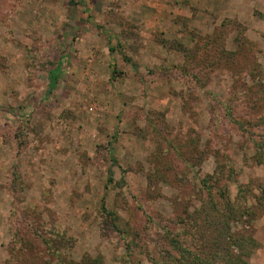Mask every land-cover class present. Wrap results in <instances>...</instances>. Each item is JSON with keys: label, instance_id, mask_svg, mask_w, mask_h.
I'll list each match as a JSON object with an SVG mask.
<instances>
[{"label": "rangeland", "instance_id": "obj_1", "mask_svg": "<svg viewBox=\"0 0 264 264\" xmlns=\"http://www.w3.org/2000/svg\"><path fill=\"white\" fill-rule=\"evenodd\" d=\"M147 121L161 131L136 135ZM263 143L264 0H0V264L29 216L71 236L75 261L177 264L168 229L206 258L212 242L187 237L182 218L218 168L230 200L242 184L255 211L231 222L254 241L232 253L264 264ZM33 244L29 264L58 263Z\"/></svg>", "mask_w": 264, "mask_h": 264}, {"label": "trees", "instance_id": "obj_2", "mask_svg": "<svg viewBox=\"0 0 264 264\" xmlns=\"http://www.w3.org/2000/svg\"><path fill=\"white\" fill-rule=\"evenodd\" d=\"M240 38L244 40V36H241ZM156 41L161 43V45L166 48H173L185 52L191 51L184 47L181 43L174 42L173 39L165 37L158 38ZM226 53L235 55L236 51H226ZM58 71L59 68L56 67L48 72V86L51 90L54 88ZM157 118L161 120V130H163V132H168L169 127L164 121L163 114H158ZM147 129L152 130V132L155 133L161 131L155 126V122L147 121L145 128L138 129L136 135L144 137L145 130ZM179 145L180 144L178 143L176 147H174V145L171 143V146H173L172 151H174V153L180 152V155H185L187 151L183 149L179 151V148H181ZM261 145H264V143ZM158 151L159 154L162 155L164 148H160ZM192 151L195 152L196 155L198 154L196 148H193ZM111 161L114 162L115 158L111 157ZM193 164L194 163H192V165ZM222 179L223 171H220V168H218L213 174H208L200 178L195 184V198H198L200 206L198 208L195 207L193 212L187 214L188 216L186 218H182V224H184L185 227V233H183L192 239L196 234L204 236L205 240L202 241L204 242V246L207 245L209 247V241H211L212 244L210 249L215 252L214 254L219 256H223L221 255L222 252L228 254V259L226 258L224 260L225 264H249L245 259L242 258L241 255H234L232 252H239V249L241 250L242 245L250 247L254 241L250 238H246L243 235H237V233L233 234V231H231V222H240L243 216H251L253 213H255V211L251 209L246 203L247 195L243 192L245 191L244 185H238L235 200H230L225 190L221 188L222 185L219 186V182H221ZM112 181V171L111 168H108L107 182ZM101 206L103 209L102 211L105 224L112 225V223H114L117 219L114 210H109L103 203ZM257 206L258 209L264 208L263 203H258ZM44 225L46 224H44L43 221L38 223L36 222L34 216H29V220L26 221V224H19L18 229L13 228L12 233L14 239L10 244V248L8 249L10 255L6 260L7 264H29V262L32 261L31 254L33 258H35V256H40V252L32 253V240H35L33 246L39 244L45 248V254L47 253V255L55 257L58 262L57 264H106L101 255H97L95 257L84 255L78 261L66 257L63 254V251L70 248L73 244L72 237L67 236L66 233L59 228H55L54 226L48 228ZM24 227L32 229L33 233L35 232L33 234L32 240L29 233L26 231L21 233V230H23ZM46 227L50 231L48 234L46 233ZM171 231L172 230L170 229L167 230L166 237L168 238L169 243L172 244V248H174L180 254L177 264H213L212 261L214 262V260L211 261L212 258L209 257L211 255V250L206 254V258L200 257L199 253L194 250L191 245H188L191 244L190 242H188L185 246L182 244L184 241L180 236V232L177 230ZM193 231L195 232V235H193ZM222 238L225 241L221 242ZM248 250H250V248ZM248 252L249 251H247L245 255L248 256ZM44 257L39 259L38 264H44L50 261L48 257ZM43 260H45V262Z\"/></svg>", "mask_w": 264, "mask_h": 264}, {"label": "crops", "instance_id": "obj_3", "mask_svg": "<svg viewBox=\"0 0 264 264\" xmlns=\"http://www.w3.org/2000/svg\"><path fill=\"white\" fill-rule=\"evenodd\" d=\"M146 10H148V9H146ZM149 11V10H148ZM148 23H151V20H149V21H147ZM165 21H158V25H156V26H161L163 23H164ZM153 23V24H152ZM151 23V25H154V22H152ZM148 26H149V24H148ZM109 50H110V52H111V49L109 48Z\"/></svg>", "mask_w": 264, "mask_h": 264}]
</instances>
